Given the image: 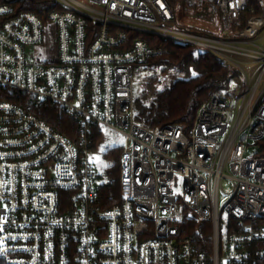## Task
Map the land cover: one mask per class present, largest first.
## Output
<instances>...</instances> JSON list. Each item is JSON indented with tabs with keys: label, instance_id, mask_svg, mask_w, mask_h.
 <instances>
[{
	"label": "built area",
	"instance_id": "1",
	"mask_svg": "<svg viewBox=\"0 0 264 264\" xmlns=\"http://www.w3.org/2000/svg\"><path fill=\"white\" fill-rule=\"evenodd\" d=\"M50 1L46 17L0 3V264H264V0H194L214 8L216 35L181 24L190 0ZM162 42L239 75L240 90L201 103L188 130L135 119L137 77ZM48 104L73 121L71 138L39 117ZM105 129L123 138L109 207L91 159ZM182 214L211 223L210 256L180 233Z\"/></svg>",
	"mask_w": 264,
	"mask_h": 264
},
{
	"label": "trees",
	"instance_id": "2",
	"mask_svg": "<svg viewBox=\"0 0 264 264\" xmlns=\"http://www.w3.org/2000/svg\"><path fill=\"white\" fill-rule=\"evenodd\" d=\"M0 3H12L21 10L32 11L42 17H46L52 7L50 0H0ZM183 4L187 7V3ZM257 14L259 10L256 6L253 12L244 13L239 29L243 28L250 16ZM210 24L205 25L206 34H218L219 20L216 32L209 29ZM162 46L165 52L148 60L143 73L146 71L149 76L135 96V119L142 126L156 129L178 125L188 130L201 103L212 95L229 96L228 90L232 84L236 85L233 94L240 90L238 73L229 71L214 56L196 53L194 48L187 45L162 42ZM37 114L62 135L72 137L74 123L60 108L48 104L39 109ZM99 141L100 135L95 134L91 141L93 150ZM260 143L264 144V141ZM107 153L112 155L114 163L105 171V181L98 186V193L102 204L109 207L120 200L119 153ZM178 226L180 233L192 238L201 252L211 255L212 226L209 221H200L192 215L182 214Z\"/></svg>",
	"mask_w": 264,
	"mask_h": 264
},
{
	"label": "rangeland",
	"instance_id": "3",
	"mask_svg": "<svg viewBox=\"0 0 264 264\" xmlns=\"http://www.w3.org/2000/svg\"><path fill=\"white\" fill-rule=\"evenodd\" d=\"M178 7L180 9V22L183 25L187 23L195 28L204 27L205 25L210 24V30L212 32H216L218 30V18L216 17V12L214 8L207 3V1L202 4V1L196 2L194 0H190L187 2V7L183 4V2L178 3ZM214 25V26H213ZM189 27V26H188ZM259 36H264V30L259 32ZM55 37V28L53 25H48L45 30L44 36V44H43V53H44V60L48 59L49 61L56 60V53L57 48L54 42ZM148 73H141L137 77L138 82L135 86V96L139 94L141 86H143L146 78L148 77ZM236 85L232 84L228 92L232 91ZM223 94V93H222ZM232 100V99H230ZM122 141V142H121ZM123 145V138L118 133L105 129L100 134V141L97 144V147L94 149L91 159L93 163L94 173H95V185L100 186L105 181V171L112 167L114 163V158L107 152H113L115 154L120 153V150ZM104 146V151L102 152L100 149ZM253 150H250L248 153L251 155ZM98 159H95L97 158ZM223 194H220L219 197V204L222 207L227 199V194L230 191V187L226 182L223 183ZM176 194L178 196L181 195L180 187L177 188ZM224 243L221 245L222 253L224 252Z\"/></svg>",
	"mask_w": 264,
	"mask_h": 264
},
{
	"label": "snow or ice",
	"instance_id": "4",
	"mask_svg": "<svg viewBox=\"0 0 264 264\" xmlns=\"http://www.w3.org/2000/svg\"><path fill=\"white\" fill-rule=\"evenodd\" d=\"M0 11H2V10H0ZM121 142H122V141H121ZM100 150L103 152V151L105 150V149H104V146H102ZM95 159H98V157L95 158Z\"/></svg>",
	"mask_w": 264,
	"mask_h": 264
}]
</instances>
